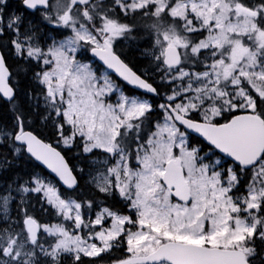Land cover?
<instances>
[{
	"label": "snow or ice",
	"instance_id": "obj_1",
	"mask_svg": "<svg viewBox=\"0 0 264 264\" xmlns=\"http://www.w3.org/2000/svg\"><path fill=\"white\" fill-rule=\"evenodd\" d=\"M0 264H264V0H0Z\"/></svg>",
	"mask_w": 264,
	"mask_h": 264
}]
</instances>
